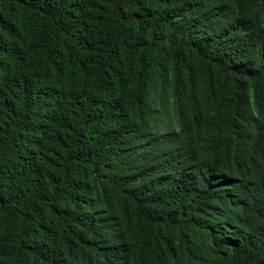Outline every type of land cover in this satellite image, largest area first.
Here are the masks:
<instances>
[{
  "label": "trees",
  "instance_id": "16d2710c",
  "mask_svg": "<svg viewBox=\"0 0 264 264\" xmlns=\"http://www.w3.org/2000/svg\"><path fill=\"white\" fill-rule=\"evenodd\" d=\"M0 264H264V0H0Z\"/></svg>",
  "mask_w": 264,
  "mask_h": 264
}]
</instances>
